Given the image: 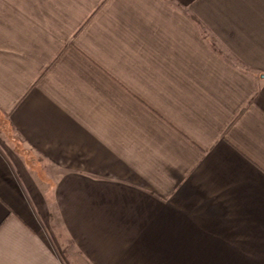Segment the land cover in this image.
<instances>
[{"label": "crops", "instance_id": "crops-1", "mask_svg": "<svg viewBox=\"0 0 264 264\" xmlns=\"http://www.w3.org/2000/svg\"><path fill=\"white\" fill-rule=\"evenodd\" d=\"M0 264H264V0H0Z\"/></svg>", "mask_w": 264, "mask_h": 264}, {"label": "rangeland", "instance_id": "rangeland-1", "mask_svg": "<svg viewBox=\"0 0 264 264\" xmlns=\"http://www.w3.org/2000/svg\"><path fill=\"white\" fill-rule=\"evenodd\" d=\"M35 163H37V162H36V160H35ZM36 165H37V164H36ZM38 168H40V170H42V171H43V169H44V166H42V165L40 164ZM44 171H45V170H44Z\"/></svg>", "mask_w": 264, "mask_h": 264}]
</instances>
